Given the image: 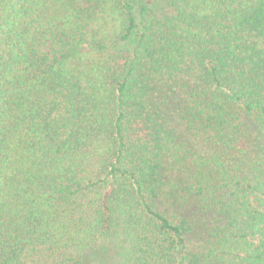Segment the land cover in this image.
Masks as SVG:
<instances>
[{"label":"trees","instance_id":"16d2710c","mask_svg":"<svg viewBox=\"0 0 264 264\" xmlns=\"http://www.w3.org/2000/svg\"><path fill=\"white\" fill-rule=\"evenodd\" d=\"M0 264H264V0H0Z\"/></svg>","mask_w":264,"mask_h":264},{"label":"rangeland","instance_id":"374dc122","mask_svg":"<svg viewBox=\"0 0 264 264\" xmlns=\"http://www.w3.org/2000/svg\"><path fill=\"white\" fill-rule=\"evenodd\" d=\"M93 259H94V258H93ZM93 259H92V260H93Z\"/></svg>","mask_w":264,"mask_h":264}]
</instances>
